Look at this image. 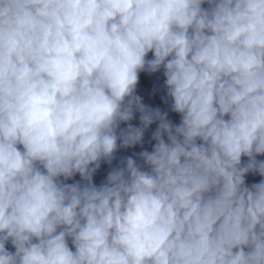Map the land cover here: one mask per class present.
Wrapping results in <instances>:
<instances>
[{"label": "clouds", "instance_id": "obj_1", "mask_svg": "<svg viewBox=\"0 0 264 264\" xmlns=\"http://www.w3.org/2000/svg\"><path fill=\"white\" fill-rule=\"evenodd\" d=\"M258 156L264 0H0V264H264Z\"/></svg>", "mask_w": 264, "mask_h": 264}, {"label": "water", "instance_id": "obj_2", "mask_svg": "<svg viewBox=\"0 0 264 264\" xmlns=\"http://www.w3.org/2000/svg\"><path fill=\"white\" fill-rule=\"evenodd\" d=\"M207 7V5H205ZM151 58V53L149 57ZM163 69L154 74L141 73L140 82L137 85V94L143 98V102L152 106L166 95L164 85ZM138 115V114H137Z\"/></svg>", "mask_w": 264, "mask_h": 264}]
</instances>
